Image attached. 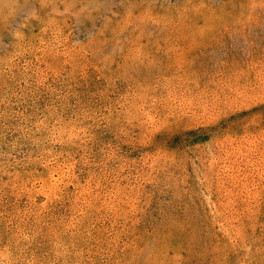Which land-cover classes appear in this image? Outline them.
<instances>
[{
  "label": "rangeland",
  "instance_id": "rangeland-1",
  "mask_svg": "<svg viewBox=\"0 0 264 264\" xmlns=\"http://www.w3.org/2000/svg\"><path fill=\"white\" fill-rule=\"evenodd\" d=\"M0 264H264V0H0Z\"/></svg>",
  "mask_w": 264,
  "mask_h": 264
}]
</instances>
